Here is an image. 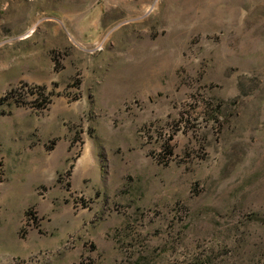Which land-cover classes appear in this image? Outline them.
Listing matches in <instances>:
<instances>
[{"label": "rangeland", "instance_id": "rangeland-1", "mask_svg": "<svg viewBox=\"0 0 264 264\" xmlns=\"http://www.w3.org/2000/svg\"><path fill=\"white\" fill-rule=\"evenodd\" d=\"M0 264H264V0H0Z\"/></svg>", "mask_w": 264, "mask_h": 264}]
</instances>
